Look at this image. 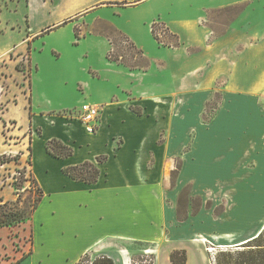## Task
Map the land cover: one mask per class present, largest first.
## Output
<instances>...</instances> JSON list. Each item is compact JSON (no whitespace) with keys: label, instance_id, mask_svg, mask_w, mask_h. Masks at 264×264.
Masks as SVG:
<instances>
[{"label":"rangeland","instance_id":"rangeland-1","mask_svg":"<svg viewBox=\"0 0 264 264\" xmlns=\"http://www.w3.org/2000/svg\"><path fill=\"white\" fill-rule=\"evenodd\" d=\"M43 1L29 0L27 22V0H0V204L9 202V207L15 206L27 218L15 225L0 226V264H75L83 254L78 256L79 251L89 244L86 225L82 227L76 223V218L84 215L83 211L78 207L71 209L64 206L66 202L75 203L73 198L76 193L73 186L66 185L62 178L61 161L44 156L46 138L61 135L71 140L70 145L76 151L74 159L108 148L106 146H110L111 130L120 131L127 137V154L134 145L127 126L103 128L97 139L79 123V107L59 109L62 105H74L79 97L78 90L81 92V89L78 82L83 84L86 78L74 53L87 49L89 45L74 44L76 40L72 24H58L60 13L49 12V6ZM237 13L238 8H209L203 23L219 34L228 30ZM44 26L50 27L46 28L45 34L32 41L29 34H39ZM94 31L110 34L103 23L95 25ZM111 37L114 41V54L123 53L129 58L132 53L129 43L119 40L115 34ZM28 42L32 60L28 58ZM94 49H102V46ZM227 52L229 57L235 58V49H228ZM99 54L100 52L92 56L93 61L101 67V79L92 84V92L97 87L109 88L116 80L126 78L103 68L97 59ZM249 58L256 57L249 55ZM16 64H20V69L16 68ZM35 67L38 68L36 72ZM256 74L255 70H238L234 71L231 78L229 72H223L206 89V94L200 100L193 97L185 100L180 96L162 103L163 108L156 112L163 123L158 142L170 140L166 148H157V151L166 153L173 149L163 155L167 179L159 182V205L162 207L159 217L163 237L154 241L107 237L85 252H90L92 258L107 252L115 264L121 263L118 252L127 256L129 264H172L170 253L174 248L183 249L182 244L188 234H200L199 230L203 228L204 222H212L211 219L225 208L235 206V200H239L236 191L241 183L196 180L198 173L210 176L206 173L209 168L207 164H194L198 157L204 156L197 146L196 137L198 129L208 127L213 116L220 111L218 124L226 127L228 133V129L238 126L236 132L241 135H238V146L231 148L233 156L247 164L264 157V84H248L251 81L249 77L252 75L254 78ZM63 75L66 76L64 79ZM177 81L180 82V78ZM184 89L186 90L185 87L182 90ZM191 91L190 89L189 92ZM28 100L32 112L37 113L35 121L40 127L32 126L28 121ZM43 111H46V116L39 114ZM50 111L53 118L61 112L75 121L67 128L60 120H50ZM231 112L234 113L233 118L230 117ZM161 115L163 119L160 118ZM210 119L207 124L203 122ZM186 121L184 140H181L183 135L179 133V128ZM141 126L148 131L147 143H152L156 123L145 120ZM41 128L42 133L38 136V129L41 131ZM219 137L223 140V145H230L224 135L220 134ZM122 141L120 137L116 139L117 144ZM209 147L212 148L213 145ZM226 151L218 147L219 153L224 154ZM206 152L205 155L213 154L211 149ZM180 160L182 167L179 174H171L169 167L172 166L173 169L175 165L179 166ZM184 161L191 163L190 173L186 170L182 173ZM108 168L117 172L113 161L108 163ZM30 172L38 182L41 181L39 184H42V189L48 188L50 191L49 194H46L48 191L44 194L34 212L31 209L37 194L35 186L30 182ZM249 184L250 195L256 197V185L253 184V187L252 183ZM93 220L92 217L88 225ZM193 237L196 239L197 252L204 256L206 264H264V235L250 242V246L222 247L221 250L212 249L214 244L201 235ZM31 250L33 253L29 254ZM23 256L26 257L19 261ZM196 257L191 258L190 264L198 260ZM122 261L125 264V259ZM196 264H203V261L199 260Z\"/></svg>","mask_w":264,"mask_h":264},{"label":"crops","instance_id":"crops-1","mask_svg":"<svg viewBox=\"0 0 264 264\" xmlns=\"http://www.w3.org/2000/svg\"><path fill=\"white\" fill-rule=\"evenodd\" d=\"M43 2L49 6V12L60 13L58 24L67 21L66 24H72L73 33L75 30L78 31V36L74 34L76 40L74 44L89 45L87 49H80L76 51L77 54L74 53L86 78L83 84L78 82L81 89V92L78 90L79 97L74 105H62L59 109L78 108L83 102L98 104L102 107L98 128L90 135L98 139L103 128L115 129L116 126L117 128L127 126L134 140L131 154H127L125 152L128 148L127 137L120 131L111 130L110 146H106L108 148L94 151L92 155L81 159H74L76 154L74 149L73 154L67 158H55L46 152L44 146V156L60 160L62 166L78 164L84 160L96 162L98 155H107V160L99 165L100 176L94 184L77 182L62 174L66 185L73 186L76 193V197L73 198L75 203L66 202L64 206L71 209L78 207L83 211L84 215L77 217L76 223L81 224L82 227L86 225L87 235L90 238L89 244L79 251L78 256L107 237L144 241L162 238L159 182L167 179L163 167V155L173 149L166 153L157 151V148H166L170 139L165 143L158 142L163 123L156 112L159 108H163L162 103L173 101L175 97L181 96L185 100L193 97L200 100L206 94V89L211 87L217 76L223 72H229L232 78L234 71L255 70L257 74L254 78L252 75L249 77L251 81L248 84H264V0H44ZM28 5L29 0L25 7L26 13ZM213 7H225L229 10L238 8V13L231 20L228 30L219 34L203 23L206 12ZM25 17L29 22L28 13ZM155 21L167 29V33L163 31L160 34L165 44L159 43L152 33L151 26ZM98 23L111 25L123 32L143 50L149 61L148 67L129 69L123 64L107 60L106 54L111 44L106 33L94 31ZM49 27L44 26L35 36L30 35L29 30L27 34L33 41L45 34L46 28ZM95 45L102 46V49H94ZM228 49H235V58L227 55ZM55 52L59 55L57 50ZM98 52L100 54L97 59L103 68L126 78L116 80L109 88L97 87L92 92V84L101 79V67L92 57ZM28 54L29 59L32 60L31 49ZM249 55L256 58L250 59ZM37 70L38 68L35 67L34 72ZM65 77L62 76L63 79ZM178 78L180 82L177 81ZM184 87L187 92L185 89L182 90ZM137 110L140 113H137ZM45 112L39 114L46 116ZM50 113L51 111L48 112ZM218 115L220 117V111L213 116V121L212 118L203 120L205 124L211 122L208 127L198 129L196 137L197 146L204 156L198 157L194 164L198 166L207 164L209 168L206 173L210 176L203 173L193 176L198 182L241 183L236 191L239 200H235V206L225 208L222 213L213 217L212 222L207 224L204 222L203 228L199 230L200 234L196 232V234L194 232L188 234L182 244L187 257L185 264H190L191 258L195 255L198 260L194 264L199 260L206 264L204 256L197 252L196 239L193 235L205 237L214 244V250H221L222 247L239 248L247 244L264 228V157L256 158L253 163L248 164L241 163V159L234 157L231 148L238 146L240 140L238 135L241 137L236 132L238 126L228 129V133L226 127L218 124ZM36 116L37 113L32 112V107H28V121L32 126H39L35 121ZM50 117V120H60L67 128L75 121L65 114ZM230 117H234L233 112ZM160 118L163 119V116L161 115ZM145 120L157 125L152 143L149 144L148 131L146 127L141 126ZM186 125L187 121L182 122L179 128L181 129L179 133L183 135L181 140H184ZM220 134L225 136V140L230 141V145L225 146L221 143L223 140L220 139ZM53 137L69 145L71 143V140L61 135ZM53 137L46 138L45 142ZM119 137L123 141L117 144L116 139ZM210 145L213 147L210 148ZM218 147L229 153L227 151L224 154L219 153ZM208 149L213 151L212 155H205ZM111 161L116 164L117 172L109 170L108 163ZM190 165L191 163L184 161L183 174L185 170L190 171ZM181 167L180 160L177 174ZM171 168L172 166L169 167L172 174L176 165ZM249 183L256 185V197L250 195ZM43 191L44 194L47 191L46 194L50 193L48 188ZM92 217L94 220L88 225ZM176 249L178 248H174ZM101 255L112 258L107 252ZM119 257L120 264H123V259L125 264H129L127 256L118 252Z\"/></svg>","mask_w":264,"mask_h":264},{"label":"trees","instance_id":"trees-1","mask_svg":"<svg viewBox=\"0 0 264 264\" xmlns=\"http://www.w3.org/2000/svg\"><path fill=\"white\" fill-rule=\"evenodd\" d=\"M67 21L63 22L66 23ZM106 28L110 31L109 33H106V37L110 41L111 48L106 54L107 60L111 62H116L119 64H123L124 66L128 67L129 69H146L149 65V61L146 58V56L143 53V50L138 48L123 32L116 29L115 27L111 25H107ZM161 28V31L158 30ZM152 33L155 37V39L162 44H165V42L162 40L160 34L161 32L167 33V29L160 24L159 22H153L152 26ZM166 29V30H165ZM46 32V31H45ZM112 34H115L119 40L128 42L129 47L132 50V53L130 57L125 56L123 53L114 54V41L111 37ZM75 35L78 36V31L75 30ZM27 51H30V43L28 42L27 45ZM29 58V56H28ZM128 58V59H127ZM16 68L20 69V64H16ZM29 104L30 101L28 100ZM31 108V106L29 105ZM136 111V110H135ZM137 113H140V111L137 110ZM58 115H64V113L59 112ZM38 134H41L40 129H38ZM45 149L48 154L55 158L64 159L69 156H71L74 152L73 147L57 138H50L46 140L45 142ZM107 160V155H98L96 157V162L84 160L78 164L73 165H65L62 166L61 171L71 179L77 181V182H83L86 184H94L97 182L99 176H100V167L99 165L102 164ZM179 166H176V169L173 171V174L176 172L178 173ZM30 175V182L35 186L36 188V197L34 200V203L32 205L31 211L34 212V210L38 207L39 203L41 202L44 191L42 187L40 186L39 182L37 181L36 177L33 175L32 172L29 173ZM31 212V213H32ZM27 218L23 215L21 211H19L15 206L9 207V202H4L3 204H0V226H11L15 225L17 223L24 222ZM262 235H264V228L263 230L251 241H249L247 244L243 246H250V242L258 240ZM258 247H262L258 245ZM32 253V250L29 252V254ZM26 257V256H25ZM24 256L19 259L22 260L25 258ZM186 252L184 249H176L173 250L170 255L169 259L172 264H185L186 262ZM83 262H87V264H115L112 258L106 256V255H100L96 256L94 258L91 257L90 252H85L80 256V258L75 262V264H80Z\"/></svg>","mask_w":264,"mask_h":264},{"label":"built area","instance_id":"built-area-1","mask_svg":"<svg viewBox=\"0 0 264 264\" xmlns=\"http://www.w3.org/2000/svg\"><path fill=\"white\" fill-rule=\"evenodd\" d=\"M79 121L89 134H94L98 128V121L102 112V107L98 104L83 102L78 108ZM214 249V248H212Z\"/></svg>","mask_w":264,"mask_h":264}]
</instances>
